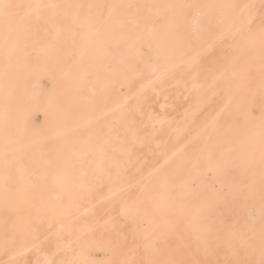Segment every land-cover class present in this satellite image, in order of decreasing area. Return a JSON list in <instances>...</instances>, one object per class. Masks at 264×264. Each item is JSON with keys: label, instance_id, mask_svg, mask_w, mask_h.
I'll return each mask as SVG.
<instances>
[{"label": "rangeland", "instance_id": "rangeland-1", "mask_svg": "<svg viewBox=\"0 0 264 264\" xmlns=\"http://www.w3.org/2000/svg\"><path fill=\"white\" fill-rule=\"evenodd\" d=\"M52 1L42 20L77 36L124 2L137 51L65 52L40 75L39 159L0 166L33 208L5 215L0 264H264V0ZM71 64L84 88H54Z\"/></svg>", "mask_w": 264, "mask_h": 264}, {"label": "bare ground", "instance_id": "bare-ground-1", "mask_svg": "<svg viewBox=\"0 0 264 264\" xmlns=\"http://www.w3.org/2000/svg\"><path fill=\"white\" fill-rule=\"evenodd\" d=\"M53 4L52 0H0V58L3 57L0 59V166L6 165V163L18 168L25 166L20 161L24 151H29L31 154L27 163H34L39 159L36 156V153L40 151L37 138L28 136L27 120L24 118V113L28 108H32L33 111V107L36 106L41 94L45 95L39 86L38 79L46 70L49 62L58 65L60 57L65 52H84L90 55L93 52H109L107 44L110 42L121 44L126 48V52L137 51L132 41V19H129V13L124 2L112 5L105 21L100 20V15L96 14V20L80 22L81 34L79 36L72 34L70 22L63 24L54 20H42L41 17L45 15L46 10L49 11L53 7ZM99 8L102 6L100 5ZM66 14L68 13L63 15ZM199 15L201 18L200 27L203 29L208 23L209 17H203L201 13ZM73 16L75 15L73 14ZM197 32L195 30V33ZM175 33L171 39H179L178 32ZM33 52L35 58L28 60L26 57ZM105 64L109 63L106 62ZM59 65L61 66V64ZM103 69L105 68L103 67ZM55 70L60 73L57 78L59 79L58 82H53L54 88H59L64 92L73 89L80 91L86 85V76L74 64L63 71L62 68L56 66ZM105 71L108 70L105 69ZM8 73L11 76L6 79L5 76ZM92 91L94 93V90ZM79 100L82 101L81 98ZM77 118L81 124L80 127H84L86 123L90 122V119H93L92 116L86 118L81 114ZM55 134L62 138L64 136V139L69 140L68 136H65L69 135L67 126L60 122ZM77 139L80 138H75V140ZM9 153L13 154L10 158L7 157ZM27 175L29 176V173ZM6 182H8V178L4 175L0 176V229L4 227L5 215L17 213L24 220L33 208V198L27 195L30 191L29 187L17 190L23 192V195L8 197L4 195L7 191ZM48 206V199H41L40 206L34 208V210L36 209L35 213L47 210ZM20 224L21 226L25 225L23 221ZM95 250L99 251L97 248ZM95 258L97 259V257L93 259Z\"/></svg>", "mask_w": 264, "mask_h": 264}]
</instances>
